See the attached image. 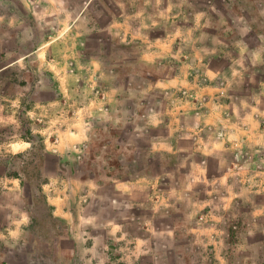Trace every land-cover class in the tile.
Masks as SVG:
<instances>
[{
    "label": "crops",
    "instance_id": "0c3cea01",
    "mask_svg": "<svg viewBox=\"0 0 264 264\" xmlns=\"http://www.w3.org/2000/svg\"><path fill=\"white\" fill-rule=\"evenodd\" d=\"M12 1L40 15L26 29L42 40L40 56L56 31L75 37L67 58L46 65L66 93L46 100L44 133L58 136L46 148L63 168L43 187L79 245L96 246L101 227L133 255L161 246L182 258L207 246L221 264H264V45L250 41L264 39L258 17L236 26L213 16L220 0L184 11L177 0ZM105 199L103 224L89 209Z\"/></svg>",
    "mask_w": 264,
    "mask_h": 264
},
{
    "label": "rangeland",
    "instance_id": "374dc122",
    "mask_svg": "<svg viewBox=\"0 0 264 264\" xmlns=\"http://www.w3.org/2000/svg\"><path fill=\"white\" fill-rule=\"evenodd\" d=\"M220 1L222 4L218 7L219 11L213 5L210 7L213 16L220 17L225 13L228 21L234 20L233 24L237 26L242 15L251 14L261 21L257 29L264 34L263 1ZM140 2L142 5L143 0ZM177 2L179 10L184 11L183 7L189 6V3L203 7L211 4L213 0ZM232 2H236L234 6ZM36 16L40 17L32 5L29 8L24 7L21 11L12 0H0V159L18 154L25 155V158L8 159L9 172H19L25 180L24 183L21 178L0 176V264H221L216 262L211 248L207 246L193 247L189 255L182 256L183 259L179 255H165L163 251L168 248L161 246L144 255H133V248L124 245L126 240H118L101 227L93 228L96 246L89 243L90 240L93 241L91 238L86 239L88 243L85 246H81L78 240L81 232L78 233L71 223L55 215L50 209V201L46 204L39 196L36 187L40 181H29L23 169L28 163L27 153L33 145L27 141L30 136L27 130L31 129L34 135L39 136L40 142L45 146L51 141H56L57 135L44 133L46 121L49 120L45 114L50 113L48 108L51 106L46 100L60 94L63 88L60 86L62 79L56 71L46 69V65L67 58L64 49L69 54L76 41L73 35L61 36L60 32L56 31L53 36L46 38V43H51L41 49V52L48 49L47 59L43 53L40 56L37 49L39 41L42 40L26 32L27 27L34 25ZM230 25L233 26L232 23ZM49 27L57 28V24L55 26V22H52ZM240 28L237 27L238 30ZM250 41L255 46L260 42L264 45V39L251 38ZM73 76L71 83H76L78 77ZM72 92L77 95L83 91L74 85ZM59 107V103L53 106L55 111L59 110ZM48 159L49 165L51 159ZM47 178L46 165L41 180ZM103 202L101 209H98L101 210L100 216H97L99 211L95 214L97 205L91 206L89 213L95 215L93 220L98 217L101 223L105 224L111 207L108 205V199ZM235 217L239 216H230V222L233 223ZM79 221L75 216L73 223ZM86 222L91 224V221ZM132 224H129L131 230H128L131 234L137 232L136 226L139 225L136 222ZM230 224L226 225L229 228L228 236L235 241L239 234L234 225ZM260 234L262 237L264 232ZM258 251L261 260H264V248Z\"/></svg>",
    "mask_w": 264,
    "mask_h": 264
},
{
    "label": "trees",
    "instance_id": "16d2710c",
    "mask_svg": "<svg viewBox=\"0 0 264 264\" xmlns=\"http://www.w3.org/2000/svg\"><path fill=\"white\" fill-rule=\"evenodd\" d=\"M27 133L30 135L27 137V141H30L33 143L31 149L27 153L29 156L28 163L23 169L25 170V173L29 177V181L36 179L39 180L40 182L37 185V191L39 193V196L43 198L44 202L46 204H49V201L47 199V195L44 192V185L48 182L49 176L53 173H59L61 171V168H63V165L60 163L59 158L56 156H50V153L47 151L46 146L44 145L43 142H40L39 136H36L32 133L31 129L27 130ZM38 138V140L36 139ZM19 159V158H25V155L23 154H18L15 156H9L8 158H3L0 159V176H14L16 178H21L22 182L24 183L25 180L20 176L21 174L17 171L15 172H9V160L12 159ZM48 158L51 159L50 164L48 165ZM46 165H47V174L48 178L43 179L42 178V172L46 170ZM50 205V209L54 211V207Z\"/></svg>",
    "mask_w": 264,
    "mask_h": 264
}]
</instances>
